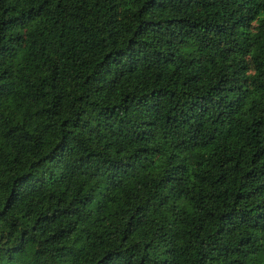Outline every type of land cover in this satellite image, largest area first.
<instances>
[{
  "label": "trees",
  "instance_id": "trees-1",
  "mask_svg": "<svg viewBox=\"0 0 264 264\" xmlns=\"http://www.w3.org/2000/svg\"><path fill=\"white\" fill-rule=\"evenodd\" d=\"M0 264H264V0H0Z\"/></svg>",
  "mask_w": 264,
  "mask_h": 264
}]
</instances>
